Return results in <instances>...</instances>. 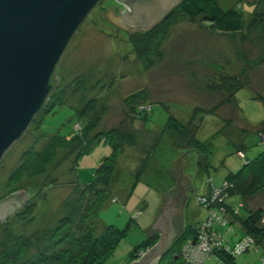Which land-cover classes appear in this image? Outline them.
<instances>
[{"label": "rangeland", "instance_id": "rangeland-1", "mask_svg": "<svg viewBox=\"0 0 264 264\" xmlns=\"http://www.w3.org/2000/svg\"><path fill=\"white\" fill-rule=\"evenodd\" d=\"M183 4L167 19L137 32L105 16L110 7L120 16L122 5L116 0H101L81 23L56 66L57 81L46 107L0 161V202L15 194L25 197L0 223V264H24L45 249L63 251L88 226L97 235L104 225L126 232L105 264H125L136 246L140 258L149 250L142 249L143 241L155 246L159 233H150L149 215H158L162 196L177 186L173 159L192 146L177 130L166 131L174 122L169 118L186 125L194 107L210 110L225 96L216 86L227 75H238L244 86L235 93L236 106L195 115L194 123L200 124L196 137L205 142L209 166L201 169L200 154L193 150L180 158L185 163L182 174L192 182L184 192L188 201L182 207V231H192L163 259L168 264L174 253L170 264H264V239L256 243L243 233L242 220L249 212L239 208L242 199L247 209L260 207L264 185L247 199L234 194L228 203L216 199L208 205L203 199L206 187L210 190L238 171L245 159L264 153V101L256 97L264 98V27L250 26L264 13V0ZM149 106L148 114L135 113ZM224 117L231 119L227 127ZM120 134L127 141L117 155L106 196L91 184L98 165L112 154L110 142ZM104 197L105 206L96 216L95 206ZM213 208L227 222L208 220ZM207 220L212 232L228 242L224 245L243 237L254 245L234 254L218 248L208 235ZM208 244L210 252L200 254Z\"/></svg>", "mask_w": 264, "mask_h": 264}, {"label": "water", "instance_id": "water-1", "mask_svg": "<svg viewBox=\"0 0 264 264\" xmlns=\"http://www.w3.org/2000/svg\"><path fill=\"white\" fill-rule=\"evenodd\" d=\"M100 1L0 0V161L46 106L61 55ZM116 1L125 7L124 12L119 8L120 16H114L110 7L105 16L128 32H137L160 23L183 0ZM180 158L170 165L177 186L161 195L162 205L150 224V233L159 232V240L132 264H158L183 229L182 207L188 197L184 192L192 182L182 174L185 163ZM24 199L15 194L2 200L0 223L16 212Z\"/></svg>", "mask_w": 264, "mask_h": 264}, {"label": "trees", "instance_id": "trees-1", "mask_svg": "<svg viewBox=\"0 0 264 264\" xmlns=\"http://www.w3.org/2000/svg\"><path fill=\"white\" fill-rule=\"evenodd\" d=\"M185 2L186 0H183L182 3L179 4L177 7H175L165 19H167L176 10H178L179 7H181V5H184L183 3ZM98 8H102V7H100L99 5ZM206 19L210 20L211 18L208 17ZM258 25H261L264 27V13L257 15V17H255L252 23L250 24L251 27L258 26ZM237 27L240 28L241 25L239 24ZM51 82L55 85V72L52 75ZM243 86L244 84L241 82V79L238 75L221 76L216 88L222 91V93H224L225 96L215 106L211 107L210 110L205 111L204 109L200 107H194L193 115L192 117H190V120H188L186 125H182L178 121L175 122L174 117L173 119L169 118L172 116L168 117L170 120H174V122L172 126H168V127L166 126V129H167L166 131L177 130L183 136V140L189 143L190 145H192L190 149L200 154L198 165L201 169H204L205 165L209 166V163H208L209 162V159H208L209 151L207 150V147L204 145L205 142L198 140L196 137V134L199 130V125H200V124L194 123V119H195V115L197 114V111H202L204 113L217 114L216 113L217 108L221 105L233 104L234 106H236V104L234 103L235 93ZM256 97L264 101L263 97H260L257 95ZM149 110H151V106L146 108V110L143 111V113L142 111H140V108L134 111L136 114L144 116L145 114H148ZM223 122H224V126L227 127L231 124V119H226L224 117ZM256 130L258 132H261L263 128L257 127ZM85 132L87 133L86 128L84 132L82 133L83 141L86 135ZM64 137H67V136H64ZM64 137H62L61 139H63ZM74 139L77 140V138H74ZM64 141L65 140H62L61 143H63ZM126 141H127V138L125 134H120L116 138L114 137L113 141L110 142L112 154L109 157H107L101 164L98 165V167L95 170V177H96L95 183L91 184L92 186L91 188H93L94 191L96 190L97 193L99 192V193L106 195L107 187L110 184V180H111L110 177L113 173V167L116 163L117 155L120 153L121 148L123 144H125ZM64 143L66 144V141ZM240 150L242 151V149ZM240 150H238L239 154L242 153L240 152ZM80 151L82 150H79V152ZM206 151H207L206 153L207 155H205ZM152 153H154V151ZM204 155L205 157H207V159L204 158ZM244 158L245 156L243 154V159ZM247 178L249 181L245 184V179ZM224 182L227 183V188H225L223 192V195L226 197L224 201L225 203H228L227 200L229 196L234 195V194H238L241 197V199L242 197L246 199L251 197V195L257 191V188L261 184L264 185V153L260 157L254 159L253 161L245 159L244 163L242 164V167L238 171H236L235 173L234 172L228 173L225 176L224 180L220 182V184L215 185V188L222 186ZM230 182L233 183L231 189L228 188V183ZM99 183L100 185L97 187L96 185ZM226 189H229V191L226 192L225 191ZM205 193H207L206 195L209 196L211 195L210 194L211 190H209V188L206 187ZM105 201H106V197H104L98 204H96L95 206L96 216H97L98 211L105 206ZM113 201L115 202L114 199ZM184 201L185 202L183 203L184 205L183 207L186 206V203L188 200L186 201L185 199ZM244 202L245 201H243L242 199L241 204L239 205V208L241 207L245 208L249 212V214L245 220H242L243 233L251 235L255 240L254 242L257 243V241L259 242L261 239H264V221H263L264 220V202L262 203V205H260V207H258L255 210L247 209V206ZM220 213L218 211V214ZM143 214H144V210L142 211L140 216H142ZM152 215L153 214L149 215L150 221L153 220ZM240 217L241 216L238 214L239 219ZM188 226L190 228L191 225H188ZM191 231H192V227L188 230L185 228L184 231L178 234L176 239L172 242L171 246L166 250L163 256L165 255L167 256L168 254L172 253V250L175 247L176 243L182 241L187 236H189ZM94 233L95 231L93 230L92 226H88L87 229L85 230L82 229V231L79 233L78 238H76L73 242H71L69 248L63 251H60V252H55V251L45 249L39 255H37L34 259H31L24 264H105L113 255L118 242L126 234V232L124 230H119L116 227L111 226V225H104V229L99 235L94 234ZM149 241L150 240H146V242L145 241L142 242V249L145 250V249H148V248L150 249L153 247V242L150 243ZM139 248H140L139 246H136L135 248L130 250L128 254L127 262L125 264H132L140 259L139 258L140 255L138 253L141 249ZM175 257L176 256L173 253L170 257V261L168 262V264H170L171 259L174 260ZM163 258L164 257H162V259L159 260V261H162V263H159V264H167L168 260L165 261Z\"/></svg>", "mask_w": 264, "mask_h": 264}, {"label": "built area", "instance_id": "built-area-1", "mask_svg": "<svg viewBox=\"0 0 264 264\" xmlns=\"http://www.w3.org/2000/svg\"><path fill=\"white\" fill-rule=\"evenodd\" d=\"M264 139V138H263ZM227 187V183L226 182H224L223 184H222V186H220V187H218V188H215V186L214 187H211L210 188V190H211V195H209V196H205V197H203V199H204V201L206 202V203H204L205 205H208L209 203L207 202V201H210L211 200V202L212 201H214V200H216V199H218L219 201H225V199H226V197L223 195V192H224V189ZM221 196V197H220ZM240 205V204H239ZM237 209V208H236ZM235 211V210H234ZM236 212V211H235ZM217 212H216V210H214V208L212 209V210H210L209 211V216L210 217H208V220H209V218H216V221H221V223H224V222H227L226 220H220V219H218L214 214H216ZM221 215V214H220ZM219 217V216H218ZM207 220V221H208ZM205 227L208 229L209 228V234L208 235H211V238L213 239V242L215 243L214 245L215 246H217L218 248H222V247H224L225 249H227L228 251H230V253L231 254H234V253H240L241 251H243L244 249H246L247 247L248 248H250L251 246H252V244H253V241L251 240V238H249V237H247V238H245V237H243L240 241L239 240H237V241H234V243H233V245H230V244H227V246L226 245H224V243L226 242V241H224V239L222 238V236L221 235H219L217 232H215L214 231V229H213V232H212V227H211V221H208L207 223H206V225H205ZM205 227L203 228L204 230H205ZM206 232V231H205ZM206 234H207V232H206ZM228 243V242H227ZM203 243H201V245H202ZM209 245V249H205L204 247L202 248V251H201V253L200 254H208V252H210V249H211V245L210 244H208ZM190 249V248H189ZM188 251V250H187ZM186 251V252H187ZM144 253H141V257H142V255H143ZM140 257V258H141Z\"/></svg>", "mask_w": 264, "mask_h": 264}, {"label": "crops", "instance_id": "crops-1", "mask_svg": "<svg viewBox=\"0 0 264 264\" xmlns=\"http://www.w3.org/2000/svg\"><path fill=\"white\" fill-rule=\"evenodd\" d=\"M155 215V214H154ZM183 220H185L184 218H183ZM187 220V219H186ZM153 221H155V218H154V216H153V220H152V222ZM187 222H188V224H191L192 222H190L189 220H187ZM159 233V232H158ZM160 235V234H159Z\"/></svg>", "mask_w": 264, "mask_h": 264}, {"label": "flooded vegetation", "instance_id": "flooded-vegetation-1", "mask_svg": "<svg viewBox=\"0 0 264 264\" xmlns=\"http://www.w3.org/2000/svg\"><path fill=\"white\" fill-rule=\"evenodd\" d=\"M182 3V2H181ZM180 3V4H181ZM125 7L122 5V12H123V9H124ZM21 198V197H20ZM164 255V254H163ZM163 255L160 257V259L163 257Z\"/></svg>", "mask_w": 264, "mask_h": 264}]
</instances>
